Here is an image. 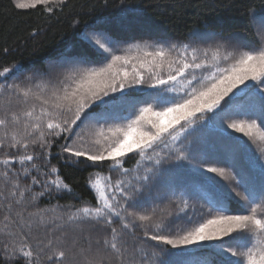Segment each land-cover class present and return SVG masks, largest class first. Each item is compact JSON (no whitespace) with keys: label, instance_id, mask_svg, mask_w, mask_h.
<instances>
[{"label":"snow or ice","instance_id":"1","mask_svg":"<svg viewBox=\"0 0 264 264\" xmlns=\"http://www.w3.org/2000/svg\"><path fill=\"white\" fill-rule=\"evenodd\" d=\"M67 4L11 0L49 19ZM241 7L254 44L231 17L170 37L121 0L111 18L85 22L74 47L0 68V264H264V8ZM60 163L108 165L103 179L89 173L94 202ZM184 169L208 186L198 217L176 179ZM65 192L79 205L51 203Z\"/></svg>","mask_w":264,"mask_h":264},{"label":"trees","instance_id":"2","mask_svg":"<svg viewBox=\"0 0 264 264\" xmlns=\"http://www.w3.org/2000/svg\"><path fill=\"white\" fill-rule=\"evenodd\" d=\"M120 3L121 0H107V3L105 0H68L64 12L49 19L38 12L29 14L14 10L11 0H0V48L8 46L13 49L8 58L0 57V68L8 66L13 59L26 65L34 63L39 65L43 63L44 59L74 47L79 40L78 32L82 31L85 22L93 24L98 18H111ZM125 3L138 6L142 10L143 17L150 21L158 32L170 37H186L191 28H203L205 25L211 28L219 18L231 17L234 21L241 22L237 28L231 29L232 31H239L250 44H254L258 40L255 28L245 31L242 25L241 12L243 8L241 5L248 4L249 0H125ZM254 3L258 10L264 8V0H254ZM74 19L80 21V24L75 28L72 26ZM36 28L40 29V33L32 36L30 33L32 29ZM260 145V147H264V144ZM193 147L198 148L200 145L194 144ZM249 147L251 148V143H249ZM55 152L54 148L53 153ZM134 159V157L128 158L125 166L131 167L134 164ZM237 162L240 166L247 167L244 155L240 150H237ZM260 162L264 163V160ZM52 164H57V160L53 159ZM58 168L62 178L73 187L74 194L82 197L84 201L94 202V193L86 183L89 173L93 174L92 179H95L97 175L101 179L109 175L107 164L99 170L86 168L83 164L65 165L63 163H60ZM110 175L113 180L117 178L115 172ZM176 179L189 183L192 192L190 203L195 209L194 215L200 216L206 210L204 200L200 197L206 196L208 186L202 183L198 177L192 176L187 169L178 170ZM221 184L224 185L225 192L232 191L226 183ZM57 200L61 204L69 201L77 205L80 203L67 192L54 196L51 203L54 204ZM40 203L41 206L49 203V198H42ZM226 203L232 213L242 211V202H239L238 198L227 200ZM189 214L193 215L192 208L189 209ZM160 258L175 259L169 255H162ZM209 258L219 260V257L215 256Z\"/></svg>","mask_w":264,"mask_h":264},{"label":"rangeland","instance_id":"3","mask_svg":"<svg viewBox=\"0 0 264 264\" xmlns=\"http://www.w3.org/2000/svg\"><path fill=\"white\" fill-rule=\"evenodd\" d=\"M236 135H241V134H236ZM244 139L247 140L246 137ZM249 143H251V142H249ZM260 144H264V143H261V142L258 141L257 142V147H260L261 146ZM217 179H219V178H217ZM220 183H225V182L221 180Z\"/></svg>","mask_w":264,"mask_h":264}]
</instances>
